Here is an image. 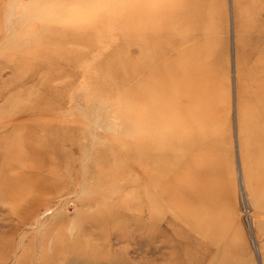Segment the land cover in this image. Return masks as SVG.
I'll return each instance as SVG.
<instances>
[{
	"label": "rangeland",
	"instance_id": "rangeland-1",
	"mask_svg": "<svg viewBox=\"0 0 264 264\" xmlns=\"http://www.w3.org/2000/svg\"><path fill=\"white\" fill-rule=\"evenodd\" d=\"M154 34L203 72L168 172ZM0 264H264V0H0Z\"/></svg>",
	"mask_w": 264,
	"mask_h": 264
},
{
	"label": "bare ground",
	"instance_id": "bare-ground-1",
	"mask_svg": "<svg viewBox=\"0 0 264 264\" xmlns=\"http://www.w3.org/2000/svg\"><path fill=\"white\" fill-rule=\"evenodd\" d=\"M206 18L210 19L209 16ZM185 21L186 20H184V22ZM182 22L183 21H179V23ZM171 27L172 26H169V29ZM204 28L202 27V29ZM168 31V29L165 30L166 33ZM184 31L186 32V30ZM203 33L208 35L206 30ZM170 37L173 38V36ZM170 39L165 42L158 41L155 38V34L153 36L151 35L149 52L146 53L144 48L139 50V60L135 63L133 71L134 77L136 78L137 105L140 107L143 105L144 101L148 100V102L151 103L150 114L148 115L149 122L154 123L155 126L165 128V131L167 130L166 138L164 134L163 139L165 152L164 154L161 153V156L154 157L153 160V164L155 163L157 165L155 168H166V172H168L167 159L170 155L169 152H172L178 146L183 147L181 144L178 145L181 142H177L179 138H175L177 133L175 134L174 132H170V130L168 131L167 127H172L171 125H173L179 128L182 124L189 122L188 127L191 129L192 125H196L197 121L203 116V111L200 106L204 101L201 95V90L204 89H202L203 72H201V65L198 66L197 57L192 53V48H187L185 51L180 49L174 56L172 54V48L174 47L172 44L176 43L178 46L184 43L187 44L190 38L186 39L179 37L176 41ZM142 42L143 41H140V43ZM202 53L204 54V52ZM145 73H147V75H145ZM138 116L141 121L145 120V116L142 114L141 110L138 112ZM176 116L178 117L174 121ZM184 147L187 149L189 146L185 145ZM165 173L163 179L156 177L154 173L149 182L155 187L159 186L161 181H165V176H167V173Z\"/></svg>",
	"mask_w": 264,
	"mask_h": 264
}]
</instances>
